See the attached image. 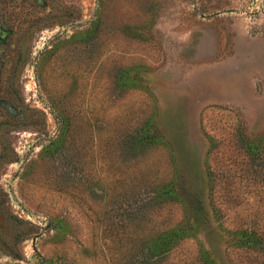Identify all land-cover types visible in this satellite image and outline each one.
Here are the masks:
<instances>
[{
	"label": "rangeland",
	"instance_id": "obj_1",
	"mask_svg": "<svg viewBox=\"0 0 264 264\" xmlns=\"http://www.w3.org/2000/svg\"><path fill=\"white\" fill-rule=\"evenodd\" d=\"M0 264H264V0H0Z\"/></svg>",
	"mask_w": 264,
	"mask_h": 264
}]
</instances>
